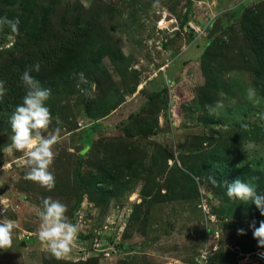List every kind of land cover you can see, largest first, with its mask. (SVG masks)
Masks as SVG:
<instances>
[{
    "label": "rangeland",
    "instance_id": "obj_1",
    "mask_svg": "<svg viewBox=\"0 0 264 264\" xmlns=\"http://www.w3.org/2000/svg\"><path fill=\"white\" fill-rule=\"evenodd\" d=\"M60 1L89 8L95 0ZM253 1L102 0L111 9L104 32L130 57L137 83H123L104 62L111 86L106 89L119 105L95 117L103 107L94 101L93 83L87 92L88 104L75 98L63 115L51 117L49 134L60 130L52 146L50 171L55 186L51 191L24 178L30 170L27 158L23 152L3 151L10 140L4 144L0 138V219L14 221L12 246L0 250V264H198L200 252L213 247L217 248L207 254L204 264H254L240 260L258 249L250 225L258 227L264 220L260 212L251 201L245 204L247 209L234 199L223 202V191L212 183V175L190 170L192 158L203 157L212 145L233 138L238 144L234 163L264 170V99L256 93L249 73L223 67L216 86L204 95L207 81L199 59L213 36L223 31L220 20L209 26L213 19L230 15L238 7L242 10ZM233 20L237 27L239 19ZM209 27L212 31L206 35ZM30 42L32 38L5 23L0 51ZM7 59L0 55V65ZM132 85L134 91L129 92ZM163 87L167 89L166 114L162 102H146L147 96ZM217 101L223 107L211 111ZM140 107L131 123L115 127ZM93 121L110 130L92 133L87 139L89 149L81 156ZM118 148H123V157L132 166L119 177L126 183L123 189L113 193L112 179L98 173ZM80 156L81 188L74 179ZM46 197L65 204L68 221L78 228L71 251L60 260L37 238L38 213ZM203 201L216 218L214 226L199 207ZM238 229H244V234H238ZM242 247L255 250L242 254Z\"/></svg>",
    "mask_w": 264,
    "mask_h": 264
},
{
    "label": "trees",
    "instance_id": "obj_2",
    "mask_svg": "<svg viewBox=\"0 0 264 264\" xmlns=\"http://www.w3.org/2000/svg\"><path fill=\"white\" fill-rule=\"evenodd\" d=\"M253 2L242 10L236 8L232 15H220L223 31L210 40L199 58L207 81L202 90L204 95L208 89L216 86L219 73L224 67L232 72H248L256 93L264 99V0ZM110 10L109 5L102 0H95L89 8L81 5L71 6L60 0H0V33L5 26L4 22L7 21L14 23L21 32L32 38V42L26 45L0 51V55L8 58L0 65L1 81L6 89L5 94L0 97V138L4 144L9 142L11 136L9 117L25 93L20 80L25 70H29L30 75L37 79L42 87L51 89L47 102L51 117L56 116L55 114L63 115L68 108L67 103L75 98L88 104L91 96L87 92H90L93 83L96 89L94 101L103 107L101 115L95 117L104 116L119 105V101L112 102L111 92L106 89L111 86L108 84L110 77L104 62L115 70L123 83L131 82L134 85L137 83L138 74L136 70L130 68V57L124 55L113 36L104 32L105 21L111 14ZM231 17L234 20L239 19L237 27L231 23ZM225 37L226 41H223ZM35 63L40 64L39 72L31 70ZM79 72L85 73L89 80V85L84 86L85 93L77 88L76 74ZM133 91L132 85L129 92ZM166 92L165 87L152 92L147 96L146 102L154 100L162 102L166 114L164 103ZM90 106L94 109V105ZM142 108L129 113L126 119L119 121L115 127L120 129L131 123L139 116ZM102 128L106 130L107 127H102L95 121L91 123L83 140L81 156L89 149L87 139ZM128 135L131 136L130 133ZM204 142L205 139L202 138L201 143ZM122 150L123 148L116 149L115 155L107 159L98 173L112 179L113 193L123 189L126 183L120 182L123 179L119 177L121 172L128 173L132 166L128 158L124 159L123 155L126 153ZM237 154V139L233 138L231 141L212 145V150L203 157L192 158L193 169L190 170L197 174L203 172L205 175H212L216 180L215 186L223 191L221 197L223 202L229 199L226 195L225 182L230 183L238 178L255 185L256 191L264 195V170L239 167L234 163ZM81 156L77 157L74 170V179L79 188L82 186ZM190 181V186L195 189L194 181ZM79 202V199L75 201V208ZM238 203L247 209L245 203ZM253 250L255 249L250 247L240 249L242 254ZM80 262L76 264H81Z\"/></svg>",
    "mask_w": 264,
    "mask_h": 264
},
{
    "label": "clouds",
    "instance_id": "obj_3",
    "mask_svg": "<svg viewBox=\"0 0 264 264\" xmlns=\"http://www.w3.org/2000/svg\"><path fill=\"white\" fill-rule=\"evenodd\" d=\"M154 7L157 3L153 4ZM10 24L15 31V24ZM32 71L39 72L40 64L35 63ZM77 88L86 91L89 80L85 73L76 74ZM20 80L25 89L21 102L17 104L9 117L11 128L10 143L3 147V151L12 153L23 152L27 158L25 163L29 171L25 174V179L38 184L40 187L51 191L55 186V178L50 171L53 162L54 153L52 146L57 142L59 129L54 134H49V125L51 123V114L48 107V100L51 95V89L42 87L40 82L30 75L29 70H25L20 76ZM6 92L3 82H0V97ZM223 107L221 101H217L210 110L215 111ZM249 148L254 145L249 144ZM212 179L215 184L216 180ZM226 184V195L229 199H234L240 203L247 204L251 201L255 205L261 216H264V195L256 191L255 185L240 178ZM66 205L58 200L46 197L41 202L39 216V227L37 238L46 246L47 250L57 260L63 258L71 251L72 246L77 240L78 228L70 223L65 213ZM3 211L0 210V217ZM14 221L0 219V250L8 249L12 246V230ZM253 229V238L257 241L258 248H264V220L250 225ZM238 234L243 235L244 229H238ZM264 258V253L261 254Z\"/></svg>",
    "mask_w": 264,
    "mask_h": 264
},
{
    "label": "built area",
    "instance_id": "obj_4",
    "mask_svg": "<svg viewBox=\"0 0 264 264\" xmlns=\"http://www.w3.org/2000/svg\"><path fill=\"white\" fill-rule=\"evenodd\" d=\"M191 28H193L191 26ZM199 207L202 210V213L205 215L206 221L208 222V224H212V226L215 225L216 222V218L214 215H212L211 213H209V209L208 206L206 205L205 201H203L201 203V205H199ZM209 227H211L210 225H207ZM217 247H213V249H210V251H208L207 248L203 249L200 254L199 257L197 259V263L198 264H204V262L207 260V254L211 251L216 250ZM207 249V250H206ZM264 253V249H257L254 252H252L251 254H249L247 257H244L240 260V263L242 262H253L254 264H264V258L261 257V254Z\"/></svg>",
    "mask_w": 264,
    "mask_h": 264
},
{
    "label": "crops",
    "instance_id": "obj_5",
    "mask_svg": "<svg viewBox=\"0 0 264 264\" xmlns=\"http://www.w3.org/2000/svg\"><path fill=\"white\" fill-rule=\"evenodd\" d=\"M255 1H257V0H255ZM218 19H219L220 21H222L221 18H220V15H219L215 20L213 19V21L210 23L209 26L211 27L212 24H213V22L216 21V20H218ZM220 21H219V22H220ZM210 27H209V29H208L206 35H208V33L211 32V28H210ZM219 33H220V32H217V34H215V35L213 36V38H215ZM213 38H212V39H213Z\"/></svg>",
    "mask_w": 264,
    "mask_h": 264
},
{
    "label": "water",
    "instance_id": "obj_6",
    "mask_svg": "<svg viewBox=\"0 0 264 264\" xmlns=\"http://www.w3.org/2000/svg\"><path fill=\"white\" fill-rule=\"evenodd\" d=\"M219 20V19H218ZM212 31V30H211ZM211 32L208 33V35L210 34Z\"/></svg>",
    "mask_w": 264,
    "mask_h": 264
}]
</instances>
